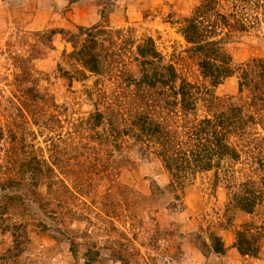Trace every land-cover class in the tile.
<instances>
[{
	"label": "rangeland",
	"instance_id": "374dc122",
	"mask_svg": "<svg viewBox=\"0 0 264 264\" xmlns=\"http://www.w3.org/2000/svg\"><path fill=\"white\" fill-rule=\"evenodd\" d=\"M0 264H264V0H0Z\"/></svg>",
	"mask_w": 264,
	"mask_h": 264
},
{
	"label": "trees",
	"instance_id": "16d2710c",
	"mask_svg": "<svg viewBox=\"0 0 264 264\" xmlns=\"http://www.w3.org/2000/svg\"><path fill=\"white\" fill-rule=\"evenodd\" d=\"M186 29H187V32L185 34V37L187 41L195 44L194 45L196 46L195 49L201 48L203 51H205L206 50L205 44H202V45L198 44V39L200 38L199 32L201 33V31L198 28V25L194 22V20L189 21L188 27H186ZM206 44H208V42ZM140 53L143 56H145L147 53L153 56L156 55L155 50L152 49L150 46H146L144 50L140 49ZM200 67L202 69V74L204 76L210 77L213 84L217 83V79L219 77H223L225 75L231 74V70L229 69L227 64H218L216 61L212 62V60H210L209 57L205 58L200 63ZM93 68H94V65L92 64L90 66V69H93ZM167 68H168V74L166 78L161 77V78L154 79L153 76L155 74L150 76V75H147L146 73L144 76V80H145L144 82L146 83V85L153 86L157 82L159 83V85H165L169 83L168 81H172L176 77V74L171 65H168ZM183 86H184L183 84H180L176 89H171V90H173L175 94H179L180 100L184 101L183 105H186L185 99L187 98L186 97L187 93ZM139 118L142 121L141 126H140V129L142 130V132L147 135L149 134L151 136H155L156 138L160 139L158 143V145H160L158 148L159 149L158 153L159 155L161 154L164 156V159H163L164 166L170 169L171 165H174V169H175L178 164H172V163H169V161L174 160V163L176 162V160L174 159L175 157H173L172 153L170 152V148L172 150L171 144L174 140L176 132H170V133H173V134H170L168 130H165V128H162L158 123L155 124L154 122H150L149 121L150 119L148 118V116H146V114H141ZM240 119H241L240 116L236 114L229 115L227 113H221L220 116H218L216 123L213 122L211 119H206V118L202 121L204 123V126L201 127V133H204L205 131H209L211 129L209 134L211 136L213 135V148L214 149L210 153L211 156L222 157L224 155H229L230 158L236 157L237 153L235 152L233 148H231L227 144L225 140L226 139L225 134L227 133V130H228L227 125L234 126L237 122H239L238 120ZM178 154L180 153L178 152ZM180 157L182 159H186V156L184 154H182ZM253 203H254V199L252 198L249 202H246L245 206H242L241 209L244 210L245 212H251L252 207L254 206ZM239 237H241L240 240H238V242L235 243V247L237 251L240 254H248L250 252L252 253V251L254 250L249 249L247 239L243 238V236L241 235ZM216 242L217 244L214 246L213 250L215 252L221 253L222 248L219 246L218 241Z\"/></svg>",
	"mask_w": 264,
	"mask_h": 264
}]
</instances>
